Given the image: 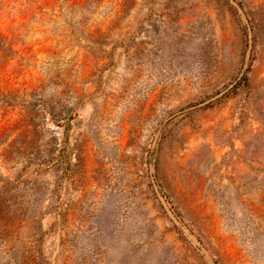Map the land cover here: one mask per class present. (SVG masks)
<instances>
[{
  "label": "rangeland",
  "instance_id": "obj_1",
  "mask_svg": "<svg viewBox=\"0 0 264 264\" xmlns=\"http://www.w3.org/2000/svg\"><path fill=\"white\" fill-rule=\"evenodd\" d=\"M0 264H264V0H0Z\"/></svg>",
  "mask_w": 264,
  "mask_h": 264
}]
</instances>
